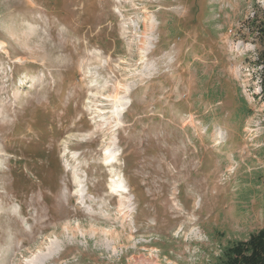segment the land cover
<instances>
[{"label": "rangeland", "instance_id": "rangeland-1", "mask_svg": "<svg viewBox=\"0 0 264 264\" xmlns=\"http://www.w3.org/2000/svg\"><path fill=\"white\" fill-rule=\"evenodd\" d=\"M262 22L264 0H0V264H216L264 228Z\"/></svg>", "mask_w": 264, "mask_h": 264}, {"label": "trees", "instance_id": "trees-1", "mask_svg": "<svg viewBox=\"0 0 264 264\" xmlns=\"http://www.w3.org/2000/svg\"><path fill=\"white\" fill-rule=\"evenodd\" d=\"M257 33L256 66L260 68L259 80L264 99V22L257 27ZM216 264H264V228L252 233L246 240L225 247Z\"/></svg>", "mask_w": 264, "mask_h": 264}, {"label": "bare ground", "instance_id": "bare-ground-1", "mask_svg": "<svg viewBox=\"0 0 264 264\" xmlns=\"http://www.w3.org/2000/svg\"><path fill=\"white\" fill-rule=\"evenodd\" d=\"M115 191L121 192V194L126 193L127 189L126 186L122 181L116 182L114 185Z\"/></svg>", "mask_w": 264, "mask_h": 264}]
</instances>
